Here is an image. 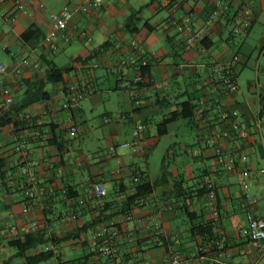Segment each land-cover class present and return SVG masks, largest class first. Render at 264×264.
<instances>
[{
    "label": "crops",
    "instance_id": "obj_1",
    "mask_svg": "<svg viewBox=\"0 0 264 264\" xmlns=\"http://www.w3.org/2000/svg\"><path fill=\"white\" fill-rule=\"evenodd\" d=\"M18 1L21 9L15 0H0V65L6 66L0 73V264H25L14 245L27 234L75 232L96 217L105 201H123L133 194L137 184L133 176L152 183L164 174L165 181L134 205L130 220H122V215L112 218L119 224L115 241L122 264L145 260L160 264L170 242L164 247L156 245L155 221L161 223L168 240L179 239L181 264H264V240L253 246L240 232L247 218L237 185L240 168L251 169V192L258 197L253 210L264 216L263 177L258 173L264 168V0ZM64 7L73 16L65 34L57 37V48L50 49L44 43L52 27L49 13ZM4 14L13 19L4 20ZM185 14L191 16L192 29L214 18L201 42L187 44L171 23ZM130 17L134 20L127 27ZM132 39L138 41L135 49L130 46ZM134 53L149 55L145 81L123 89L120 80L139 70L120 65V60H130ZM77 57L87 60L74 62ZM24 58L38 62V67L21 68ZM49 64L68 68L61 82L46 80ZM218 66L231 68L236 91L223 89L215 71ZM18 67L19 74L15 73ZM70 83L89 94L68 110L63 106ZM3 87L11 90L18 111L4 103ZM135 95L139 105L133 102ZM223 111L236 115L221 119ZM22 112L31 115V123L15 129L12 122ZM121 114L127 115L126 120L119 118ZM169 117L174 120L160 136L157 125ZM73 125L77 127L74 137L68 133ZM183 126L192 138L175 142L165 151V158L179 156L176 174L165 170L163 158L161 169L151 177L150 156L165 137L177 136ZM137 128L141 129L140 142L134 146L131 142ZM216 134L217 143L237 160L231 170L216 162L210 142ZM242 154L247 155L246 163L239 161ZM186 156L201 166L186 169ZM22 160L34 173V199L24 196L27 178L20 171ZM32 161L37 164L31 165ZM208 179L216 188V225L223 233L224 249L189 258L202 245V237L191 233L183 198L175 196L174 183L179 180L182 189L195 195ZM95 182L104 190L97 199L90 193ZM68 189L77 193L83 206L76 213L72 199L65 196ZM191 202L190 212L198 217L193 223L212 219L205 194L193 196ZM111 229L96 224L80 239L38 245L27 254L52 249L54 262L49 264H109L108 257L96 248Z\"/></svg>",
    "mask_w": 264,
    "mask_h": 264
},
{
    "label": "built area",
    "instance_id": "obj_2",
    "mask_svg": "<svg viewBox=\"0 0 264 264\" xmlns=\"http://www.w3.org/2000/svg\"><path fill=\"white\" fill-rule=\"evenodd\" d=\"M31 0H29L30 2ZM15 5L17 9H21L22 5L18 0H15ZM40 7H43V4H40ZM72 11L68 7L62 8L58 12H50L49 18L52 24V27L48 30L44 37V43L48 45L50 49H56L57 37L63 36L65 32L69 28V23L72 19ZM4 20L13 19L12 16L7 14L2 15ZM171 23L176 27L177 31L184 35L185 41L187 44L199 43L204 38L207 30L212 27L214 23V18H209L205 21V23L196 28L192 29V21L191 16L189 14L183 15L181 18L174 19ZM138 41L136 39H132L130 41V46L132 48H137ZM136 53L132 56L130 60L121 59L120 65L125 66H133L139 70L136 74H134L131 78L126 77L120 80L119 86L123 89H130L132 87H138L145 81V76L140 72V69L147 65V58L135 56ZM149 57V55H148ZM237 56H234V60H237ZM21 68L25 67H38V62L30 61L27 58H24L20 61ZM97 64H92V67H96ZM6 66L0 65V73L5 72ZM20 68L18 67L15 70V73H20ZM218 74V80L225 91L233 92L238 89V84L235 76L232 74L230 67L218 66L215 69ZM1 94L4 98V103L8 106L14 103V97L11 93V90L7 87H3L1 89ZM89 92L84 88L79 87L77 84L70 83L66 86V101L64 103L65 109H71L76 106L80 101L84 100L88 97ZM133 102L137 105L140 104V99L137 95L133 97ZM236 112H221V119H227L229 117L235 116ZM21 118L26 121H31L32 117L28 112H22L20 114ZM121 120H126L127 115L121 114L119 116ZM104 121H108L106 118ZM233 127L237 128V124L233 123ZM140 128H137L133 131V141L131 145L138 146L140 142ZM69 135L74 137L77 133V127L71 126L69 129ZM219 139V134H216L210 142L214 145L215 159L217 164L221 165L224 169L231 170L237 166L236 158L226 152L220 144L217 143ZM23 148L25 147V143L22 142L20 144ZM239 161L242 163H246L248 161L247 155L242 154L239 157ZM36 161H32L31 165H36ZM20 171L27 178V186L24 191V195L27 198L34 199L36 197V191L33 187L34 182V173L30 169L28 163H25L24 160L20 162ZM258 173L263 177V182L261 185V193L264 195V168L258 170ZM252 175V170L248 167H241L239 173L237 175V185L242 193V202L241 207L244 209L247 225L241 228L240 232L243 236H245L250 244L253 246H259L260 243L264 240V216L256 215L254 213V207L258 202V197L251 192V183L249 181L250 176ZM134 183H138L140 181V176L135 175L132 178ZM206 189V197L208 199V207L212 215V219L216 220L218 217L217 205H216V188L215 184L212 180L208 179L204 182ZM90 193L96 198H101L104 195V190L102 184L100 182H95L92 184L90 188ZM132 218V214H124L121 216L122 220H130ZM36 224L33 223V226ZM156 229V237L155 242L157 246L164 247L167 245V242H170L166 255L161 259L160 264H181L183 261L182 254L179 250L178 244L179 239L176 237H172L170 240L163 234L161 229V223L159 221L154 222V226ZM112 229L108 232L105 240L98 245L96 251L100 254L105 255L109 259V264H122L120 260H118L119 256V246L115 241L117 237L118 231L115 227H111ZM218 233L221 234L223 240V233L218 230ZM219 249H224L223 241L220 242ZM207 252L206 247L203 245H198L196 248L189 254V258H196L205 256L204 254ZM227 254V253H226ZM228 255V254H227ZM142 264H149L146 260L142 262Z\"/></svg>",
    "mask_w": 264,
    "mask_h": 264
},
{
    "label": "trees",
    "instance_id": "obj_3",
    "mask_svg": "<svg viewBox=\"0 0 264 264\" xmlns=\"http://www.w3.org/2000/svg\"><path fill=\"white\" fill-rule=\"evenodd\" d=\"M155 0H150V3H152ZM134 18L130 17L127 27L130 23H133ZM135 31V30H134ZM131 30V32H134ZM105 44H102L99 48L104 46ZM96 50H93L92 54H96ZM91 56H88V59ZM147 58V65L142 67L140 69V72L144 74L148 67V54L144 56ZM87 58L81 59V57L74 58V62H84ZM68 71V68H58L55 64H49L47 66L46 71V80L49 82H61L63 80V75L65 72ZM41 84V83H40ZM39 84V85H40ZM11 107L14 108V110L18 111L17 103L14 101L13 104H11ZM191 114H186L184 117H190ZM174 119L172 117L163 119L158 125L159 132L158 134L161 136L165 133H167L168 124L171 123ZM11 121L10 119L8 120ZM13 127L17 129V127H29L30 121H26L21 118V116H17V121L12 122ZM3 124V122H0V125ZM54 143L59 147V144L56 142V138H54ZM165 159V157H164ZM165 168V165H164ZM141 179L143 177H140ZM166 179L165 174L162 175V177L158 178L157 180H154L152 183L145 180V177L140 180L135 186V191L133 194H130L124 198L123 201H105L103 203V208L101 211L98 212L95 218H91L86 223L80 225L75 232L68 233L65 236H56L52 233H46V232H36L34 234H27L23 241H16L14 247L17 249V255L22 256L25 258V264H38L41 262H46L50 260L52 257H54L55 253L52 249L47 250H41L34 254H27V251L35 246L46 244V243H53V244H59L61 242L74 240V239H80L81 236L87 232L89 229H91L96 224H107V227H116L118 229V223L112 222V218L115 216H120L124 214H132V209L134 205H138V200L147 195L152 193L153 189L163 183ZM199 184V183H198ZM174 190H175V196H179L183 198L184 204L183 207L185 208V214L187 217V221L191 222L190 231L191 233H196L202 237L201 244L206 247L207 252L204 255H208L210 253H221L223 249H219L218 246L222 240L221 234L218 233V226L216 225L217 220L214 219H206V220H199L195 223H193V219L197 216L192 212H190V205L192 204L191 198L193 196H198L205 194L206 195V189L204 182L203 184L199 185V188L196 191V194H192V192H188L187 188L182 189L181 182L178 180L174 183ZM25 191V189H24ZM25 196V195H24ZM65 196L67 198L72 199L71 207L72 212L76 213L79 211L83 206L80 204L77 200V193L72 192L69 189L66 191ZM26 197V196H25ZM94 199H97L94 197ZM47 209H44V213L47 215ZM198 218V217H197ZM111 222V223H110ZM180 250V249H179ZM197 258V257H196Z\"/></svg>",
    "mask_w": 264,
    "mask_h": 264
},
{
    "label": "rangeland",
    "instance_id": "obj_4",
    "mask_svg": "<svg viewBox=\"0 0 264 264\" xmlns=\"http://www.w3.org/2000/svg\"><path fill=\"white\" fill-rule=\"evenodd\" d=\"M244 77V76H242ZM192 137H190L189 135H187V131L185 130V127H180L178 130V135L177 136H167L163 139L161 145L155 149V151L152 153V155L150 156V161H149V171H150V176H154L159 169H161V164H163V158L165 157V151L167 149V147L175 142H180L182 140L185 139H191ZM173 149V146H172ZM180 149H177L176 152L178 154H180L179 152ZM179 157V156H178ZM177 156H173V154H171V156H167L164 159V164L166 165L165 170L171 174V175H175L178 168H179V159ZM185 160L187 159L188 164L186 166V169L193 171V169L200 167L201 165L198 162H194L191 158L189 157H185ZM174 179V178H173ZM186 219V217H183ZM53 263L54 259H50L47 262H41L38 264H49V263Z\"/></svg>",
    "mask_w": 264,
    "mask_h": 264
}]
</instances>
